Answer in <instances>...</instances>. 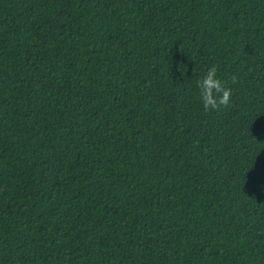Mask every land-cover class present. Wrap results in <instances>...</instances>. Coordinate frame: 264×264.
I'll use <instances>...</instances> for the list:
<instances>
[{
    "label": "trees",
    "instance_id": "16d2710c",
    "mask_svg": "<svg viewBox=\"0 0 264 264\" xmlns=\"http://www.w3.org/2000/svg\"><path fill=\"white\" fill-rule=\"evenodd\" d=\"M0 264H264V0H0Z\"/></svg>",
    "mask_w": 264,
    "mask_h": 264
},
{
    "label": "clouds",
    "instance_id": "9594fccd",
    "mask_svg": "<svg viewBox=\"0 0 264 264\" xmlns=\"http://www.w3.org/2000/svg\"><path fill=\"white\" fill-rule=\"evenodd\" d=\"M236 82V78L233 77L232 83L235 84ZM196 83L200 89V99L206 112L210 110L218 111L222 106L227 107L229 105L232 90L219 77L217 65L213 64L208 68Z\"/></svg>",
    "mask_w": 264,
    "mask_h": 264
}]
</instances>
